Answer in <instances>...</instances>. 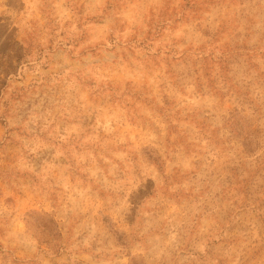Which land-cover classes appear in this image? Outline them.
I'll return each instance as SVG.
<instances>
[{
	"label": "rangeland",
	"instance_id": "374dc122",
	"mask_svg": "<svg viewBox=\"0 0 264 264\" xmlns=\"http://www.w3.org/2000/svg\"><path fill=\"white\" fill-rule=\"evenodd\" d=\"M0 264H264V0H0Z\"/></svg>",
	"mask_w": 264,
	"mask_h": 264
}]
</instances>
